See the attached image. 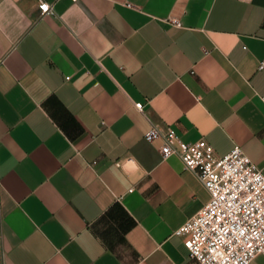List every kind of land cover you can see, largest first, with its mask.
<instances>
[{"label": "crops", "instance_id": "1", "mask_svg": "<svg viewBox=\"0 0 264 264\" xmlns=\"http://www.w3.org/2000/svg\"><path fill=\"white\" fill-rule=\"evenodd\" d=\"M45 1L0 0V264H199L209 194L143 135L264 174V0Z\"/></svg>", "mask_w": 264, "mask_h": 264}, {"label": "built area", "instance_id": "2", "mask_svg": "<svg viewBox=\"0 0 264 264\" xmlns=\"http://www.w3.org/2000/svg\"><path fill=\"white\" fill-rule=\"evenodd\" d=\"M38 10L39 16L54 12L45 0H38ZM258 68H264V60ZM143 106L134 103L141 113ZM143 137L149 142L160 139L162 157H179L209 194L208 201L176 231L191 258L199 264H249L264 255V174L239 145L218 155L204 138L185 142L173 129L154 125Z\"/></svg>", "mask_w": 264, "mask_h": 264}, {"label": "rangeland", "instance_id": "3", "mask_svg": "<svg viewBox=\"0 0 264 264\" xmlns=\"http://www.w3.org/2000/svg\"><path fill=\"white\" fill-rule=\"evenodd\" d=\"M0 259H1V253H0Z\"/></svg>", "mask_w": 264, "mask_h": 264}]
</instances>
